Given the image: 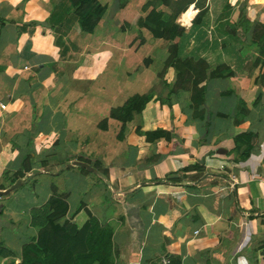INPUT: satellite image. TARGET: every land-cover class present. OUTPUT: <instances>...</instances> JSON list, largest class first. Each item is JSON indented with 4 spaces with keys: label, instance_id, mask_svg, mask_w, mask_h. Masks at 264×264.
Here are the masks:
<instances>
[{
    "label": "crops",
    "instance_id": "crops-1",
    "mask_svg": "<svg viewBox=\"0 0 264 264\" xmlns=\"http://www.w3.org/2000/svg\"><path fill=\"white\" fill-rule=\"evenodd\" d=\"M96 1L105 10L107 26L65 35L47 21L58 0H0L1 41L13 37L15 49L24 26L29 58L39 72L51 64L59 75L53 78L64 88L87 86L73 94L60 89L49 104H63L40 112L48 115L54 133H76L84 139L73 141H85L74 144L65 138L56 150L50 144L51 155L41 169L32 165L35 176L46 173L48 164H58L54 174L65 183L68 210L51 225L61 228L89 210L112 229L114 264H165L164 258L166 264H264V45L258 43L255 24L263 0H180L176 5L167 0L165 15H171L173 4L175 24L184 29L180 39H155L138 29L146 40L137 53L108 35H133L131 29L120 31L118 22L147 13L142 6L154 0H127L123 6L120 0ZM194 3L201 8L198 18L188 27L190 21L180 24L178 18L187 21L182 15ZM112 21L116 33L110 31ZM66 39L73 43L69 50ZM63 51L73 52V58L63 59ZM175 55L181 63L161 75ZM178 66L203 86L201 97L189 89L192 80L179 75ZM134 95L150 97L128 124L139 135L128 132L124 141L109 144L105 139L115 124L110 110ZM199 97L201 103L192 104ZM99 114L108 119L107 130L98 128ZM157 130L167 136L145 140L146 133ZM240 134L250 137L242 138L235 151ZM195 164L202 168L185 171ZM20 194V201L14 195L3 208L9 220L5 244L18 243V249L40 228L31 225V208L44 205L52 191L38 183ZM11 258L20 261L2 259Z\"/></svg>",
    "mask_w": 264,
    "mask_h": 264
},
{
    "label": "rangeland",
    "instance_id": "rangeland-1",
    "mask_svg": "<svg viewBox=\"0 0 264 264\" xmlns=\"http://www.w3.org/2000/svg\"><path fill=\"white\" fill-rule=\"evenodd\" d=\"M166 1L167 0H161L160 2L164 5L166 4ZM179 1L180 0H175V5ZM160 2L159 0H154L152 1V3L144 4L142 6L144 9L149 8V10H146L147 13L137 12L132 15L129 20L118 22L120 23L118 25L120 31L126 32V30L130 29L131 31H134L133 35L131 36H129L128 34L126 35V37L119 36V33H116V31L114 30L113 24H115L116 21L110 22V31L115 32L116 36H111L113 34H110L108 35V39L110 41L113 40L116 43L121 42V40L122 42L125 41L126 46H132L134 48V51L136 52L140 45L144 44L146 40L143 33H139L140 29L143 28L144 30L149 31L153 36V32L151 31L152 28H155V30L158 31L161 30L160 25L168 23L170 24L172 19L176 21L177 12H173L174 5L170 4L171 15H169L168 17L166 16L167 13H165L164 11L165 5L161 6L162 4H160ZM262 3V7H258V11H260V14L257 16L255 24H257L258 27V31L256 33L258 43L263 46L264 0ZM250 6H252L251 3ZM73 10L74 6L71 5L69 7V11ZM104 16L105 10L103 11L97 25L95 26V28H98V32H100L102 29V27L100 26L104 27V24L105 26H107L106 23L108 22H104L105 20L102 19ZM31 23L32 22H30V24ZM1 24L3 25V21L0 19V26ZM149 24L151 28L149 27ZM24 30V26L19 27L18 35H20V40L18 38L15 49L13 37H6L5 40L3 39V44H1V42L3 41H1L2 39H0V44L2 45H0V104L6 105L5 109L0 108V254L3 252V250L9 247L14 251L18 250V252H13L15 258L21 257L22 248L18 249V243H14L12 244V246L8 245V247L5 244V242L10 238L8 233L4 231L5 224H7L9 220H5L3 208L11 201L14 195L15 197L19 198L18 201H20V193L25 192V190L30 191L32 187L38 183L39 185H49L51 191L52 186H55L57 193L60 195L65 191V183L62 177H59L58 174H54V172L59 169L58 164L54 163L49 165V161L47 160L46 164L50 166L49 168H47V172H40L37 175L33 176V174H30L32 169L26 173H22V171L20 170L22 159L28 151H32L34 153L32 163H34V166H36L35 168L41 169V167L43 166V162H45V159L51 155L49 153V148L47 149L46 146L52 144L51 147H55V149L53 150H56V146L58 144H65V138H69L68 141H71L74 144L85 143V141H73L74 139H84V137H81L76 133H54L51 129L54 125H51L50 118L46 117L48 115L41 116L40 112L43 115L47 114L49 113L48 110L51 109V107L57 108L59 103L63 104L57 101L53 102L54 106H50L49 104L50 101H52V97L54 96V94H58L60 89L62 93L73 94L74 92L85 91L84 88L87 86L75 85L71 86L70 88L65 86L64 88L59 82V79L53 78L54 76L58 77L59 75L58 73H56L57 70L53 69L51 64L48 63H46V65L48 64L50 65V67L39 72L38 65L33 64L30 61V51L29 45L27 43V38L22 36V33L25 32ZM153 37L157 39L155 36ZM97 40H100V38H97ZM20 42L21 45L19 46ZM63 44H66L65 47L69 50V47H72L73 43L70 41V39H66ZM81 44L84 45L83 40H81ZM64 52L65 51H63V59L67 57L73 58V52H68L67 54H64ZM8 68L13 69V71L9 72ZM69 70L70 69L67 68L66 75L67 73H69ZM59 71V73H62L61 70ZM183 71L181 72L182 75L185 76L187 80H192V82L189 81V89H193L195 88V86L200 87L196 82H193V73H184ZM139 100L137 99L134 100L135 102H130L126 108H128V106H133V104L135 103H138L139 105L141 103V101ZM45 105H47V107ZM100 112L101 110L99 111V113ZM138 112L139 111L133 112V116L131 117V119L126 121L125 119H122V116L117 113L118 116L115 115L116 118H112L114 119L115 123L114 130H110L111 132L106 136L105 140H107L109 144H118V142H122L126 139L128 132H132L136 136L139 135L137 127L135 129L134 127H128V124H130V122L134 119L135 114H137ZM54 118L55 117H53V119ZM102 118L103 117H101V114H99L98 119L102 120ZM109 118H111V116H109ZM107 120L108 119L106 118L103 119L100 122L98 128L101 130H107ZM155 135H157L156 137L165 135L167 136L165 130H157L155 133H146L145 140L147 141V138ZM65 148V151L67 153L70 152V148L68 146H65ZM52 155V158L57 160V153H52ZM62 159L64 160V158H61L60 161H63ZM83 159L84 161L87 160L86 158ZM62 165V167H64V164ZM64 169L66 170L65 167ZM86 211L87 209L84 210V213ZM20 212V216L24 218L26 216L25 208H22ZM85 219H87V215H85ZM85 219L83 220L82 224H84ZM53 228L58 231L57 225H54ZM105 230L106 232H108L107 235H110L111 238L112 230L108 224ZM38 232L39 230L31 239L37 238ZM13 241H16L15 237H13ZM101 241L103 242L104 239H102ZM27 242H29V240ZM19 262V260H16L14 258L4 261L0 256V264H19Z\"/></svg>",
    "mask_w": 264,
    "mask_h": 264
},
{
    "label": "trees",
    "instance_id": "trees-1",
    "mask_svg": "<svg viewBox=\"0 0 264 264\" xmlns=\"http://www.w3.org/2000/svg\"><path fill=\"white\" fill-rule=\"evenodd\" d=\"M125 3L126 0H120L122 6ZM71 5L74 6L73 11H69ZM103 11L104 8L96 0H58L47 21L49 24L57 27L58 32L63 30L65 35L70 30L92 32ZM186 22H189V20L182 23L186 24ZM189 25L190 22L186 26L188 27ZM160 27L161 30L158 31L155 28L151 29L153 36L156 38L172 39L174 41L178 37L179 40L181 32L184 31L183 27L175 24L173 19L170 24H163ZM19 37L20 35H18L17 40ZM20 45L21 42L19 43ZM180 61L181 59L177 55L171 58V60L169 59L161 75L174 62L178 64ZM178 71L180 75V72L183 70L179 68ZM203 89V86H195L193 92L201 97ZM200 97L198 99L192 98V104H200ZM137 99L141 101L139 105L135 103L133 106L126 108L130 102H135L134 100ZM149 100V96L134 95L121 107L111 109L110 116L111 118H116L118 113L125 121L130 120L133 112L140 111ZM195 115H198V112H195ZM249 137V134H240L235 137V151L240 148L239 141L242 138ZM153 139L154 136H151L147 138V141H152ZM249 149V147L246 149L247 153ZM33 156L34 153L28 151L22 159L20 164L22 173L29 172L32 169ZM201 168L197 164L189 165L185 168V171ZM67 210L68 204L64 194H58L55 186H52V194L47 202L40 207H33L30 210L31 225L40 228L38 237L31 239L30 242L22 246L19 264H114V246L110 235H107L108 232L105 230L107 225H101L88 210L85 213L83 210L75 219L74 215L70 219L65 220L63 226L58 228V231L52 227L51 222L64 217ZM85 215H87V219H85ZM84 219L85 222L82 224ZM78 224L81 225L79 226ZM102 239H104L103 242L101 241ZM0 256L6 258L14 256V254L11 249L7 248L3 250Z\"/></svg>",
    "mask_w": 264,
    "mask_h": 264
},
{
    "label": "built area",
    "instance_id": "built-area-1",
    "mask_svg": "<svg viewBox=\"0 0 264 264\" xmlns=\"http://www.w3.org/2000/svg\"><path fill=\"white\" fill-rule=\"evenodd\" d=\"M200 12H201V8L194 3L190 5L183 14H185L186 18L190 21V25H192L193 22L198 18ZM5 107H6L5 104H0V108L5 109ZM233 178L235 179L234 176ZM168 261H169L168 258L163 259V263L165 264L168 263Z\"/></svg>",
    "mask_w": 264,
    "mask_h": 264
},
{
    "label": "bare ground",
    "instance_id": "bare-ground-1",
    "mask_svg": "<svg viewBox=\"0 0 264 264\" xmlns=\"http://www.w3.org/2000/svg\"><path fill=\"white\" fill-rule=\"evenodd\" d=\"M179 17H180V15H179ZM182 18H183V19H185V18H186L185 14H184V15H182ZM178 21H179V23H180V24H183V23H182V20H180L179 18H178Z\"/></svg>",
    "mask_w": 264,
    "mask_h": 264
}]
</instances>
